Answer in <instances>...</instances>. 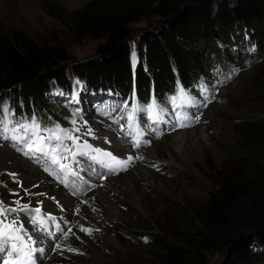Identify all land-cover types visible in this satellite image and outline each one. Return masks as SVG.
Masks as SVG:
<instances>
[{"label":"trees","instance_id":"1","mask_svg":"<svg viewBox=\"0 0 264 264\" xmlns=\"http://www.w3.org/2000/svg\"><path fill=\"white\" fill-rule=\"evenodd\" d=\"M43 2L72 42L100 43L92 56L69 67L65 44H42L0 25V103L5 99L15 116L34 117L42 128L68 117L62 104L109 110L122 98L143 106L154 97L164 107L181 87L227 82L253 57L264 58V0H90L73 11ZM150 13L161 17L160 24L141 33L145 57L134 65L128 25ZM236 30L256 46L245 50L234 39ZM254 120L258 124L239 128L238 162L223 168L199 204L203 230L184 233L191 236L187 247L158 241V264H264V149L251 150L264 144V115ZM206 253L222 257L210 263Z\"/></svg>","mask_w":264,"mask_h":264},{"label":"rangeland","instance_id":"2","mask_svg":"<svg viewBox=\"0 0 264 264\" xmlns=\"http://www.w3.org/2000/svg\"><path fill=\"white\" fill-rule=\"evenodd\" d=\"M49 1L57 8L63 7L65 11H73L82 8L90 0ZM160 20V16L150 13L147 16H140L139 20L128 25L132 56L134 53L137 60L145 57L144 45L140 41L141 33L146 29L157 27ZM0 25L23 30L42 44H65L71 57L68 63L69 67L75 62L92 56L100 43V40L94 38H89L82 43L72 42L67 28L48 13L43 0H0ZM246 34L244 31L239 33L236 30L234 39L245 50L248 47L252 50L256 46L255 40L247 38ZM71 75H74L73 72ZM206 89L207 91L200 87L184 89L188 97L192 99V105L176 108L171 104V99L164 103V107L159 104L160 108L164 110L160 113L161 121L159 123H153L143 112L137 113L136 126L145 130V134L140 137V148H144L145 153L141 154L143 159H138V162H135V174L145 192L143 208L125 200L122 218L111 226L118 243L109 241L104 238L103 234L94 232L93 229H91V235L77 231L78 242L76 241L73 246L68 247L75 251L65 250L68 255V263L80 261L79 264H158L163 255L158 241L187 247L191 236L184 233H196L203 230L196 215L199 204L208 199L210 191L219 182V174L223 168L238 162L235 152L243 146V143L237 138L239 128L241 125L258 124L254 119L264 115V58L253 57L252 64L239 71L234 77L232 76L230 80L223 83L217 79L212 87L207 86ZM3 102L7 103L5 99ZM75 102L68 105L62 104L61 108L68 117L59 125L63 127L61 125L63 124L65 126L63 129L68 131L78 127L80 131L74 134L79 136L82 141L87 140L94 148L118 156L117 153L115 154V150L102 148L99 145V137L103 138L107 144H110L111 140L100 134L95 124L100 125L103 129L120 131L121 135L117 133V138H122L128 134V128L121 131V125L127 127L126 115L133 103L129 104L122 98L115 107H110L112 109L107 110V107L81 105L78 102L75 104ZM177 102L179 103V101ZM125 104L128 105V109L123 107ZM177 114L180 117L187 116V119L178 121ZM122 116L125 118H121ZM11 119L14 122L24 123L30 122L32 118L13 116ZM72 120H76L75 125L72 124ZM117 120L119 123L116 122ZM179 122L190 126L179 127ZM2 127L0 125V128ZM202 127L206 130L205 136L200 133ZM8 128L9 131L5 134L8 137L25 135L23 129L17 130L16 123L9 124ZM89 128L93 135H84ZM182 131H190L198 135L189 134L183 146L177 148L174 145L175 135ZM144 141H150V143L145 144ZM0 142L13 148L26 160L35 163L34 157L25 156L19 150L24 147L22 143L5 139L2 135H0ZM66 143L71 142L66 141ZM153 146L157 147L156 156L151 153ZM191 149L194 150V153L187 157V151ZM262 149H264V144L251 148L256 153H262ZM250 153L252 152L250 151ZM250 153L247 151L245 155L249 157ZM82 158L86 157H80L79 163H83ZM91 163V166L87 165L89 168H99V163L93 160ZM147 166L153 176L152 181H149L146 175L145 167ZM126 170L114 173V175H122ZM81 171L84 172L83 167ZM46 174L48 173L46 172ZM11 177L15 178L9 174L8 170L0 168V201L9 206H12L13 201L18 199L21 200V203H27L31 197L29 190L24 188L20 179L13 180ZM98 178L100 179L99 175ZM88 180L87 178V182ZM74 182L76 188L83 185L82 188H87L90 191L94 187V185L88 187L87 183L84 186L82 180L75 179ZM14 193L19 195H14ZM70 194L74 196L76 193L70 190ZM84 195H87V192ZM48 213L54 216L53 213ZM22 215V212L16 213L14 216H9V219L19 217L23 221ZM64 231L66 230L64 229ZM66 232L68 233V231ZM47 236L42 239L47 242L49 240L51 246L62 238L51 240ZM92 243L97 248L101 247L102 256L98 254ZM205 255L210 263H214L222 257L220 253H206Z\"/></svg>","mask_w":264,"mask_h":264},{"label":"bare ground","instance_id":"3","mask_svg":"<svg viewBox=\"0 0 264 264\" xmlns=\"http://www.w3.org/2000/svg\"><path fill=\"white\" fill-rule=\"evenodd\" d=\"M95 127L100 134L105 135V137H109L111 140V143L107 144L104 142L103 138L99 137V145H101L102 148L105 147L106 149L115 150V154L117 153L122 160L127 159L130 156L133 157V160L128 165V169L124 174H118L115 176L114 173H112L114 176L109 174L105 180H101L97 175L99 168L88 167L90 164H92L90 159L89 164L86 163L82 165L84 168L83 174L89 179L88 183H90V185L87 186L91 187L94 185V187L90 191L87 190V188L79 191L78 189L82 187H74L76 183L73 182L72 186L74 188V192L76 193L74 196L70 194V187H67L63 182H58V180L46 174V172L37 163H32L30 160H26L23 155L17 153L13 148L8 147V145L0 142V168L8 170L9 174L15 177H11V179H20L24 185V188L29 190L31 197L27 203H29L32 207H36L38 206L39 202H42V210L51 212L56 218L64 221V229L68 231L67 240L61 238L66 232L64 229L63 232H60L59 235L55 237L56 240L61 236V239L58 238L60 240L57 242L61 245L60 249H56L54 247V245L57 243H53L54 245L51 246L52 244H50L49 240L47 242L41 239L42 243L40 242V244L42 247H44L45 251L43 255H40L39 253L37 255L39 256L40 262L42 264H74L75 262L79 264L80 261L68 263V255L66 251L68 247L73 246V244L76 243L79 236V234L76 232L80 231L81 227L93 229L94 232L103 234L104 238L108 239L109 241L118 243L111 226L117 220L122 218L125 200H129L143 208L145 192L144 187L141 185L135 174V162H138V159L135 157H141V154H144L145 150L144 148L133 147V140L134 137H136V133L133 135L131 134L133 137L128 134L129 136L124 135L123 137L121 136L122 138H117V133L119 134L120 131L114 132V130L103 129L100 125L96 124ZM205 132V128L202 127L200 131L201 135L205 136ZM189 134L195 136L198 135L194 134V132L191 133L190 131L178 132L175 135L176 138L174 145L177 148L183 146V143ZM156 146L151 148V153L153 156H156ZM191 153H194L193 149L187 151V157L189 155L191 156ZM81 160L85 161L83 158ZM145 169L148 180L152 181L153 176L148 166L145 167ZM152 172L154 173L155 171ZM85 192H87V195H84ZM77 208L80 209L78 214L76 213ZM22 214L24 226L28 229L30 228V224L27 223L25 214ZM68 223L70 224L68 225ZM69 229L71 230L70 232ZM95 249L99 255H103V250L101 247L97 248L95 246Z\"/></svg>","mask_w":264,"mask_h":264},{"label":"snow or ice","instance_id":"4","mask_svg":"<svg viewBox=\"0 0 264 264\" xmlns=\"http://www.w3.org/2000/svg\"><path fill=\"white\" fill-rule=\"evenodd\" d=\"M133 61H135V54L133 53ZM80 82L77 81V84ZM203 87V86H202ZM204 91H207L204 88ZM179 101V103L177 102ZM171 104L176 108H181L186 105H192L193 101L188 97L185 90L181 87L178 90V95L171 97ZM125 109H128V105H123ZM164 110L159 107L154 97L151 98L149 103L141 106L138 103H133L131 108L128 109L126 115V122L128 128V134L136 133L134 147H141V139L144 135V130L136 126L137 113L143 112L150 118L153 123H159L161 121L160 113ZM15 116V111L10 110L7 103H0V135L5 139H11L24 145L19 149L25 156H34L39 154L38 158L45 160L50 165H55L58 172L64 174V179L61 182L66 183L67 175L77 176L78 170L73 167L74 164L78 165L79 160L77 156L89 157L91 160L101 164L103 167L109 169L112 172L119 170H126L128 165L133 160V157L121 160L116 156H113L111 152H104L99 148H94L87 140H81V138L74 133L79 132L80 129L73 128L71 131L63 129L59 124H56L53 128L41 127L40 123L33 117L30 122H14L11 117ZM121 118H125L122 116ZM178 121L187 119V116L180 117L177 114ZM198 120L199 117L197 116ZM119 123V121H116ZM16 123L18 129H23L24 136H11L5 135L8 131V125ZM72 124H76V120H72ZM179 127H188L189 124L179 122ZM175 128L176 125L174 124ZM124 130V125H121V131ZM84 135H93L92 130L89 128ZM70 141L71 143H66ZM145 144L150 141H144ZM104 157L105 160H101L100 157ZM136 159H143V157H135ZM155 167V165H153ZM48 171V169H45ZM52 175H57V171H52ZM60 179V176L57 175ZM14 195H19L14 193ZM79 208L76 209L78 214ZM24 213L27 218V223L33 226L35 232L43 235L49 234V221L55 222L56 217L51 214H44L42 211V202H39L38 206L32 207L29 203H21V200H15L12 206H6L3 201H0V264H36L37 253L43 254L44 247L37 246V240L34 239V232H30L24 227V222L19 218L9 219L16 213ZM58 231L63 232L59 223L55 224ZM71 230L69 229V232ZM80 231L91 235L92 230L88 228H80ZM64 240L68 239V233L65 232L62 237ZM42 243V240H41ZM56 249H60L59 243L55 244ZM69 251H75L69 248Z\"/></svg>","mask_w":264,"mask_h":264},{"label":"water","instance_id":"5","mask_svg":"<svg viewBox=\"0 0 264 264\" xmlns=\"http://www.w3.org/2000/svg\"><path fill=\"white\" fill-rule=\"evenodd\" d=\"M132 60H133V58H132ZM133 63H134V65L137 63V59L135 58V61H133Z\"/></svg>","mask_w":264,"mask_h":264},{"label":"flooded vegetation","instance_id":"6","mask_svg":"<svg viewBox=\"0 0 264 264\" xmlns=\"http://www.w3.org/2000/svg\"><path fill=\"white\" fill-rule=\"evenodd\" d=\"M8 206V205H7ZM15 214H13V216H14Z\"/></svg>","mask_w":264,"mask_h":264}]
</instances>
